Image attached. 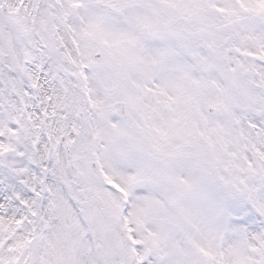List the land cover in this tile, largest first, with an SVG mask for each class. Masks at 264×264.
<instances>
[{
    "label": "snow or ice",
    "instance_id": "obj_1",
    "mask_svg": "<svg viewBox=\"0 0 264 264\" xmlns=\"http://www.w3.org/2000/svg\"><path fill=\"white\" fill-rule=\"evenodd\" d=\"M0 264H264V0H0Z\"/></svg>",
    "mask_w": 264,
    "mask_h": 264
}]
</instances>
